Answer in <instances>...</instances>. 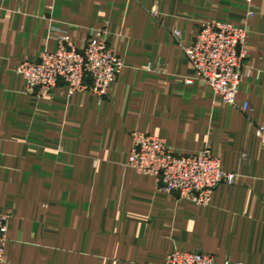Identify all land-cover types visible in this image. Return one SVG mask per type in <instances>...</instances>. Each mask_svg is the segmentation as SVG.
I'll return each mask as SVG.
<instances>
[{
    "label": "crops",
    "instance_id": "0c3cea01",
    "mask_svg": "<svg viewBox=\"0 0 264 264\" xmlns=\"http://www.w3.org/2000/svg\"><path fill=\"white\" fill-rule=\"evenodd\" d=\"M210 23L245 31L237 106L182 50ZM103 29L123 63L104 98L25 92L22 62L54 52L61 36L80 48ZM259 127L264 0H0V213L10 214L0 264H158L172 251L264 264ZM133 132L175 155L208 149L234 181L205 207L162 192L128 166Z\"/></svg>",
    "mask_w": 264,
    "mask_h": 264
},
{
    "label": "built area",
    "instance_id": "2783aa9c",
    "mask_svg": "<svg viewBox=\"0 0 264 264\" xmlns=\"http://www.w3.org/2000/svg\"><path fill=\"white\" fill-rule=\"evenodd\" d=\"M247 2L249 0H246ZM172 36L180 41L181 34ZM245 31L226 23L202 25L194 38L182 46L194 75L208 84L224 104L237 106V95L244 62L242 45ZM108 35L91 30L86 41L77 48L69 36H61L54 52H44L34 62L24 61L16 73L25 81V92L37 99L47 98L58 87L69 95L86 92L102 99L123 69L121 59L108 45ZM188 80L187 84H191ZM247 104L241 107L247 111ZM264 145V127L257 129ZM128 166L141 176L153 177L158 189L179 200L205 207L213 191L220 185H231L235 176L222 171L220 162L206 149L189 155H175L166 142L146 133L133 132ZM9 213H0V262L6 245ZM158 264H217L212 255L200 252L172 251ZM223 264H242L226 260Z\"/></svg>",
    "mask_w": 264,
    "mask_h": 264
}]
</instances>
